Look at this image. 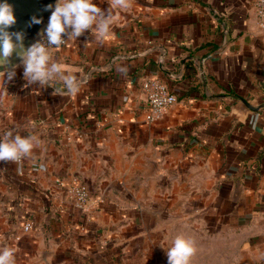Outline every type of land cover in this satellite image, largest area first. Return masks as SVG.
<instances>
[{
    "label": "crops",
    "instance_id": "crops-1",
    "mask_svg": "<svg viewBox=\"0 0 264 264\" xmlns=\"http://www.w3.org/2000/svg\"><path fill=\"white\" fill-rule=\"evenodd\" d=\"M256 1L133 0L115 9L103 40L86 31L52 52L82 81L75 95L55 81L25 85L22 65L11 82L0 77V138L40 139L22 163L0 162V248H13L16 264H168L175 232L208 219L248 231L245 247L264 264ZM152 77L178 103L147 123L143 83ZM74 177L91 192L88 214L56 184Z\"/></svg>",
    "mask_w": 264,
    "mask_h": 264
},
{
    "label": "clouds",
    "instance_id": "clouds-1",
    "mask_svg": "<svg viewBox=\"0 0 264 264\" xmlns=\"http://www.w3.org/2000/svg\"><path fill=\"white\" fill-rule=\"evenodd\" d=\"M107 3L109 7L106 10L94 0H57L55 6L47 5V10L52 12L48 25L38 34L41 39L26 47L23 32L9 31L16 23L13 6L8 0H0V61L7 62L6 70L0 72V77L11 82L16 77V69L22 65L25 85L51 87L55 81L63 85L66 94H78L82 81L71 72H65L63 64L53 58L52 52L67 41L78 39L86 31H95L97 39L103 40L110 33L114 10H126L133 6V0H107ZM40 23L42 19L35 16L30 22ZM14 55L21 60V65L11 63ZM58 91L60 89H54L53 94ZM39 144L40 139L36 135H13L9 131L0 138V162L18 163L23 158H30ZM40 167L43 169V165ZM194 251L195 241L178 235L172 246L166 249L168 264H189ZM0 264H16L13 248H0Z\"/></svg>",
    "mask_w": 264,
    "mask_h": 264
},
{
    "label": "rangeland",
    "instance_id": "rangeland-1",
    "mask_svg": "<svg viewBox=\"0 0 264 264\" xmlns=\"http://www.w3.org/2000/svg\"><path fill=\"white\" fill-rule=\"evenodd\" d=\"M262 221L263 218H260L259 222ZM218 225L219 223L212 226L208 219L199 229L189 228L185 232H175L177 236L184 235L195 241V251L190 257L189 264H258L255 252L245 247L250 238L248 231L244 229L226 231L223 225L217 228Z\"/></svg>",
    "mask_w": 264,
    "mask_h": 264
},
{
    "label": "built area",
    "instance_id": "built-area-1",
    "mask_svg": "<svg viewBox=\"0 0 264 264\" xmlns=\"http://www.w3.org/2000/svg\"><path fill=\"white\" fill-rule=\"evenodd\" d=\"M255 9L258 25L264 30V0H257L255 2ZM66 44L62 45L60 48L66 46ZM54 50L57 49L54 48L53 51ZM143 91L147 98V113L145 118L147 123L160 121L164 114L178 103L177 95L158 77L147 79L143 83ZM24 159L25 158L21 159L19 163H22ZM56 184L66 190L69 199L73 202L76 209L80 210L83 214H88L90 212L92 195L88 186L79 178L74 177L70 182L57 180ZM99 202H101V200ZM33 229L34 223L32 221H28L23 227L26 233L31 232Z\"/></svg>",
    "mask_w": 264,
    "mask_h": 264
},
{
    "label": "water",
    "instance_id": "water-1",
    "mask_svg": "<svg viewBox=\"0 0 264 264\" xmlns=\"http://www.w3.org/2000/svg\"><path fill=\"white\" fill-rule=\"evenodd\" d=\"M57 0H8V3L13 6L16 16V23L9 31L23 32L26 47L39 40L38 35L48 25L49 18L52 14L51 10H47V5L55 6ZM42 19L40 24H30L32 17ZM11 63L21 65V60L15 55L11 58ZM7 62L0 61V72L6 70ZM251 110H257L249 106Z\"/></svg>",
    "mask_w": 264,
    "mask_h": 264
}]
</instances>
